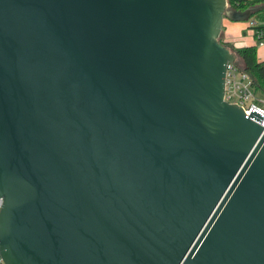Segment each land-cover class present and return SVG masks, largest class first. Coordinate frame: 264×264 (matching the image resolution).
<instances>
[{
  "label": "water",
  "instance_id": "obj_1",
  "mask_svg": "<svg viewBox=\"0 0 264 264\" xmlns=\"http://www.w3.org/2000/svg\"><path fill=\"white\" fill-rule=\"evenodd\" d=\"M227 0H0L6 264H264L262 115L224 99Z\"/></svg>",
  "mask_w": 264,
  "mask_h": 264
},
{
  "label": "trees",
  "instance_id": "obj_2",
  "mask_svg": "<svg viewBox=\"0 0 264 264\" xmlns=\"http://www.w3.org/2000/svg\"><path fill=\"white\" fill-rule=\"evenodd\" d=\"M227 2L229 6L235 9L245 10L251 8L252 14L250 18L254 20L251 28L254 33H261L260 38L255 35L256 39H264V0H227ZM225 44L231 47L237 57L240 58L241 68L252 77L255 89L264 92V60L259 61L257 59L256 46L237 47L228 43ZM236 62L239 64L238 59Z\"/></svg>",
  "mask_w": 264,
  "mask_h": 264
},
{
  "label": "built area",
  "instance_id": "obj_3",
  "mask_svg": "<svg viewBox=\"0 0 264 264\" xmlns=\"http://www.w3.org/2000/svg\"><path fill=\"white\" fill-rule=\"evenodd\" d=\"M255 35L260 38L261 33L257 32ZM259 44H263L262 39H259ZM255 90L252 77L243 71L237 62L226 64L224 99L241 106L246 116L251 110L262 115L260 124L264 126V99L257 97ZM1 202L0 199V205ZM0 264H6L1 255Z\"/></svg>",
  "mask_w": 264,
  "mask_h": 264
},
{
  "label": "crops",
  "instance_id": "obj_4",
  "mask_svg": "<svg viewBox=\"0 0 264 264\" xmlns=\"http://www.w3.org/2000/svg\"><path fill=\"white\" fill-rule=\"evenodd\" d=\"M254 20L250 18L248 21L232 22L227 19H223V25L221 30L222 41L233 46H252L257 44L259 52L257 59L259 61L264 60V39L263 44H259V40L256 39L254 30L251 28ZM249 33V37L247 36ZM242 67L241 64H239ZM262 99V98H261Z\"/></svg>",
  "mask_w": 264,
  "mask_h": 264
},
{
  "label": "rangeland",
  "instance_id": "obj_5",
  "mask_svg": "<svg viewBox=\"0 0 264 264\" xmlns=\"http://www.w3.org/2000/svg\"><path fill=\"white\" fill-rule=\"evenodd\" d=\"M249 33H247V36L249 37ZM220 38L222 39V36L220 34ZM256 46V55L258 54L259 52V49L257 48V44L255 45ZM237 59L239 60V64H241V61H240V58L237 57ZM255 93H256V96L259 97V98H262L264 99V92H262L261 90H255Z\"/></svg>",
  "mask_w": 264,
  "mask_h": 264
}]
</instances>
